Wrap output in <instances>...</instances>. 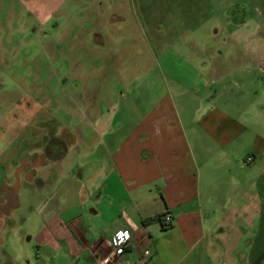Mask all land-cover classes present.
<instances>
[{"label": "crops", "instance_id": "crops-1", "mask_svg": "<svg viewBox=\"0 0 264 264\" xmlns=\"http://www.w3.org/2000/svg\"><path fill=\"white\" fill-rule=\"evenodd\" d=\"M96 87L0 118V264H100L120 230L122 264H264V87L202 118L148 86L121 118Z\"/></svg>", "mask_w": 264, "mask_h": 264}, {"label": "rangeland", "instance_id": "rangeland-1", "mask_svg": "<svg viewBox=\"0 0 264 264\" xmlns=\"http://www.w3.org/2000/svg\"><path fill=\"white\" fill-rule=\"evenodd\" d=\"M263 62L264 0H0V118L34 116L40 93L80 85L116 94L121 118L146 86L202 118L203 102H258Z\"/></svg>", "mask_w": 264, "mask_h": 264}, {"label": "built area", "instance_id": "built-area-1", "mask_svg": "<svg viewBox=\"0 0 264 264\" xmlns=\"http://www.w3.org/2000/svg\"><path fill=\"white\" fill-rule=\"evenodd\" d=\"M252 159L248 157L245 159V163L250 162ZM170 217L166 216L163 219L164 224L170 223ZM132 241V235L126 230H120L115 233L112 238L107 242L110 247V252L102 256L99 260L100 264H122V259L129 255V245ZM152 253L149 250L142 252L143 264H152L150 258Z\"/></svg>", "mask_w": 264, "mask_h": 264}, {"label": "flooded vegetation", "instance_id": "flooded-vegetation-1", "mask_svg": "<svg viewBox=\"0 0 264 264\" xmlns=\"http://www.w3.org/2000/svg\"><path fill=\"white\" fill-rule=\"evenodd\" d=\"M241 12L240 10H237L236 9H232L231 12H230V19L233 21V22H236V23H240L242 22L241 19H240V16H241Z\"/></svg>", "mask_w": 264, "mask_h": 264}, {"label": "trees", "instance_id": "trees-1", "mask_svg": "<svg viewBox=\"0 0 264 264\" xmlns=\"http://www.w3.org/2000/svg\"><path fill=\"white\" fill-rule=\"evenodd\" d=\"M146 222H161V216L146 220Z\"/></svg>", "mask_w": 264, "mask_h": 264}]
</instances>
